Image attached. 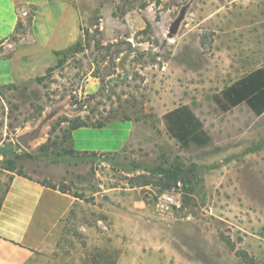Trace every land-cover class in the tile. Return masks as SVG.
<instances>
[{"label":"rangeland","instance_id":"1","mask_svg":"<svg viewBox=\"0 0 264 264\" xmlns=\"http://www.w3.org/2000/svg\"><path fill=\"white\" fill-rule=\"evenodd\" d=\"M73 1L80 38L46 74L3 90L10 135L43 122L50 135L31 150L7 143L2 167L84 198L58 230L59 264H250L242 252L264 264V113L245 103L225 112L214 99L264 65V0ZM57 24L67 29L68 17ZM91 77L94 96L83 91ZM180 105L210 145L183 148L171 135L164 114ZM112 114L143 122L147 147L68 152L74 119ZM171 171L182 182L172 212L158 207Z\"/></svg>","mask_w":264,"mask_h":264},{"label":"crops","instance_id":"2","mask_svg":"<svg viewBox=\"0 0 264 264\" xmlns=\"http://www.w3.org/2000/svg\"><path fill=\"white\" fill-rule=\"evenodd\" d=\"M30 12L31 28L22 35L20 43L14 42V36L20 34V23H26ZM65 16L69 19L68 28L58 30V20ZM80 35L73 0H0V180L5 183L0 188V264H59L58 230L76 206L84 202L71 190L64 192L58 185L53 187L2 167L1 151L7 143L14 146L17 141L22 148L31 150L50 135L48 122H43L32 130L16 127L17 134L12 132L11 136L5 101L8 95L3 90H14L22 82L46 74L58 54L70 49ZM98 89L95 77L83 86L85 95ZM147 131L143 122L114 119L101 127L71 130L67 147L79 153H125L147 147Z\"/></svg>","mask_w":264,"mask_h":264},{"label":"trees","instance_id":"3","mask_svg":"<svg viewBox=\"0 0 264 264\" xmlns=\"http://www.w3.org/2000/svg\"><path fill=\"white\" fill-rule=\"evenodd\" d=\"M149 28H151V24L147 21V28L143 29L142 32H146ZM118 43L119 42H116L113 45H119ZM105 47L108 49L110 48L108 46H103L101 48ZM119 52H121V50ZM62 54L63 52L58 55ZM95 94L92 95L94 96ZM214 99L225 112L245 103L256 115H262L264 113V65L250 71L246 75L232 82L230 85L225 87L220 94H215ZM114 119L132 120L128 114L121 117L112 114L105 118H92L89 115L86 118H76L73 120L75 123L70 128L68 140H70L71 137V130L75 128L90 125L101 127ZM164 120L168 131L173 137L178 139L183 148H189L191 145L205 147L210 145L212 142L211 136L203 128V122L188 105H180L166 112L164 114ZM68 152L79 153L70 148H68ZM176 175L177 174L175 172H172L170 177V179H175L174 184L177 183ZM51 185L53 187H57L56 185ZM59 188L64 192L68 191L65 187L60 186ZM242 253L243 257L250 264H258L255 258L249 256L247 252Z\"/></svg>","mask_w":264,"mask_h":264},{"label":"built area","instance_id":"4","mask_svg":"<svg viewBox=\"0 0 264 264\" xmlns=\"http://www.w3.org/2000/svg\"><path fill=\"white\" fill-rule=\"evenodd\" d=\"M26 14V13H24ZM182 182L178 181L171 189L163 192L159 197L158 207L162 211H174L179 210L182 207L181 195Z\"/></svg>","mask_w":264,"mask_h":264},{"label":"water","instance_id":"5","mask_svg":"<svg viewBox=\"0 0 264 264\" xmlns=\"http://www.w3.org/2000/svg\"><path fill=\"white\" fill-rule=\"evenodd\" d=\"M187 7H183L179 16L176 18V20L172 23L171 27H170V32L168 34L169 37H172L179 29L180 24L185 16V12H186Z\"/></svg>","mask_w":264,"mask_h":264}]
</instances>
